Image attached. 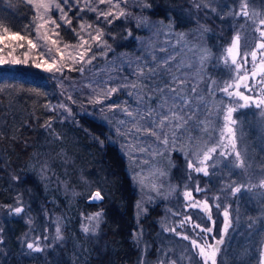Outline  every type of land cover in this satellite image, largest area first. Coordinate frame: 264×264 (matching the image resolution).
<instances>
[{"label":"rangeland","instance_id":"rangeland-1","mask_svg":"<svg viewBox=\"0 0 264 264\" xmlns=\"http://www.w3.org/2000/svg\"><path fill=\"white\" fill-rule=\"evenodd\" d=\"M122 1L126 0H111V3L109 0H104L103 3L107 8L120 9ZM100 3V0H83L84 5L80 7L93 9L92 4L100 7ZM30 4L36 12L39 25L43 22L40 19L42 13L35 7V0ZM117 4L119 7L115 6ZM242 4H246L250 14H258L253 17L255 23L239 14ZM69 5H71V0H67L66 3L61 2V8L67 14V20H70ZM190 5V10L197 18H203V15L205 18H210L211 14L218 15L228 26L232 27L241 39V55L244 52L250 53L255 50L257 41L260 39L256 28L259 26L261 30L264 29V25L258 23L260 19H264V0H191ZM49 15L60 27L56 29L59 33L58 38L52 33L48 35L52 39H58L57 46L65 57L63 61H60L59 56L55 58L59 63L66 65L62 73H51L58 79L67 78V68L75 66L78 68V80H68L63 84V100L58 103L59 114H69L73 117L79 113H86L99 120L101 118L107 123L110 130L108 137L119 146L126 159L128 171L133 177L138 193L137 229L133 234V239L137 244L139 243L141 250L138 264H204L203 258L198 255V248L193 247L191 241L196 240L198 244L203 245L206 240L208 244L214 245L221 236L224 242L220 245V251L216 255V264H260V255L264 245V187L260 186L261 181H264V108H257L254 105L237 107L233 113V119L237 121L233 126L236 135V150L241 153L245 167L235 166L234 154L226 158L220 156L219 152L222 150L220 148L205 165L198 164L195 155L199 152L202 158L206 145L211 147L218 144L224 126L226 108L243 103L238 98L228 97L220 90L226 83L233 82L237 76L235 66L231 64V57L226 51L232 42L227 46L214 48L204 37L207 25L203 23L199 24L201 27L198 26L192 30H179L171 21H148L146 36L142 38L140 36L138 39L140 42L144 39L141 42V49L137 48L129 56L123 58L110 57L105 53L101 38L100 41L90 39L89 34L95 36L100 28L97 22H93L91 18L88 19L89 17L84 12H77L79 28L74 27L72 22L69 24L65 22V19H61V12L55 8L50 11ZM81 25H84L83 29ZM43 31L41 29V32ZM11 34L12 32L9 31L4 33V42L0 43L3 52H0V55L7 56L8 52L12 51L13 56L23 59L24 53L28 50L27 40L31 39L37 43V48L28 51V56L38 57L40 46L44 41H38L37 27L31 36L25 37L24 41L8 39ZM81 37L92 45V50L85 59L87 60L93 54L96 57L90 64H84L83 72L79 70L80 63H74L69 59V56H76L79 51H82L78 47ZM18 43H23L25 47H16ZM64 45L68 47L65 48ZM49 46L53 47L55 52V47L51 46L50 42ZM205 55L206 58L202 60L201 58ZM166 59L169 61L167 68L172 73L187 77L186 91L189 96L193 97V111L196 112L195 119L189 121L185 128L180 129L175 138L170 130H166L169 131L167 145L153 136L137 135L134 132L129 134L128 129L132 128V124L121 111L124 107L132 111L138 107L141 110L157 107L160 94L156 91V86L163 87L164 83L171 79L164 68L159 67ZM259 60L257 59V63ZM48 62L52 61L49 59ZM145 64L158 68V72L154 77L144 80L145 86L141 92L144 98L141 102L132 88H120L119 85L137 82V68ZM252 67L249 55L248 63L242 64V69L248 70L247 83L253 87V91H247L244 87H241L239 91L256 99L261 95L262 86L256 79H251ZM145 72L147 73V68ZM240 74L242 75L243 71ZM113 87L119 90L112 93L110 97L101 94ZM192 87H196L197 93H191ZM79 89L81 92L74 93ZM229 91L234 92L236 89L231 88ZM129 92L133 94L129 95ZM97 99L102 102L96 103ZM73 104L78 108H74L75 106L72 108ZM206 120L211 123L207 130H204V126L199 122ZM120 121H125V124L122 125ZM224 143H227L226 139ZM227 151H230V148ZM178 159L181 160L182 165L179 167L178 174L173 176L175 166L179 165ZM190 162L193 164L192 168L189 167ZM49 166L45 160L42 161L41 173L45 180H51ZM196 167H206L208 174L211 173L215 182L221 184L220 190L230 194V200L203 198L204 195H200L202 191H197L200 187L194 178L197 173L203 172L195 171ZM52 177V181L54 180L52 185L54 187L60 185L59 188L64 197L67 193L73 200L74 196L82 191L70 182L64 181L66 179H62L56 171L52 173ZM218 177H220V182ZM80 182L85 187H89L91 183L85 177H82ZM236 187H240L239 192L233 191ZM185 192L191 193V199L185 198ZM194 201L201 205L206 201L207 211L203 207H192ZM20 204L24 205L22 201L6 206V208L0 204V234L1 221L5 213L9 212L10 215L22 217L27 225L26 232L21 237L24 250L34 252L27 247V242L33 241L36 245L43 247V250L39 251L42 252L39 264H66L63 253L66 250L64 246L68 237L64 228L69 222V215L60 213L56 201L50 208L41 212V216L39 213L33 214L31 211H25L26 206L21 214L13 212L12 209ZM157 204L161 205L162 214L158 221V245L152 256V244L147 239L146 229L141 227L140 220L151 206ZM225 211L228 212L229 221L226 233L224 232ZM198 212H201L203 221L196 220ZM98 213L99 216H97ZM214 217L217 218L216 223ZM209 218L212 219V225H205L204 221ZM102 220L101 210L81 215L79 226L85 239L97 237ZM182 222L183 226H181ZM207 229H211V232ZM184 236L188 239H184Z\"/></svg>","mask_w":264,"mask_h":264},{"label":"trees","instance_id":"trees-1","mask_svg":"<svg viewBox=\"0 0 264 264\" xmlns=\"http://www.w3.org/2000/svg\"><path fill=\"white\" fill-rule=\"evenodd\" d=\"M190 1L126 0L120 9L100 3V7L92 4L93 10L83 9V0H71L69 18L76 28L78 11L97 22L105 53L110 57L123 58L141 49L144 39H138L146 36L148 21H171L179 30H192L203 23L207 25L204 37L214 48L229 45L235 30L218 15L197 18L190 10ZM121 11L124 15H119ZM107 12L111 15L105 19L101 13ZM0 25L9 32L31 36L38 25L36 12L26 0H0ZM66 72L67 78L58 79L31 63L0 65V204L6 208L22 201L25 211L41 216L56 201L60 213L69 215L64 228L68 237L63 253L66 264H138L141 250L133 239L138 193L133 177L119 146L108 137L107 123L86 113L73 117L59 114L63 84L78 80L76 66ZM78 92L80 89L74 93ZM43 160L50 165L51 180L43 178ZM178 162L173 176L182 165L181 160ZM55 171L82 190L73 200L67 193L65 197L61 194L60 185H52ZM82 177L91 181L89 187L82 185ZM95 189L104 196L99 203L88 200ZM96 210L103 212L100 231L95 239H85L80 217ZM161 214V205L157 204L140 220L152 244V256L158 245ZM26 229L22 217L5 213L1 221L0 264L40 263L42 252H26L23 248L21 237Z\"/></svg>","mask_w":264,"mask_h":264},{"label":"snow or ice","instance_id":"snow-or-ice-1","mask_svg":"<svg viewBox=\"0 0 264 264\" xmlns=\"http://www.w3.org/2000/svg\"><path fill=\"white\" fill-rule=\"evenodd\" d=\"M29 3H33L34 0H28ZM61 2L66 3L67 0H35V7L42 13L40 19L43 21L41 24L37 26V38L38 41H44V43L40 46V51L38 57L32 58L28 56V51L37 48V43H34L33 40L28 39L27 40V51L24 53V58L20 59L16 56L12 55V51H9L7 56L0 55V65L3 64H10V65H18V64H29L31 63L33 66L37 68H42L46 72H61L63 67L66 65L59 63L58 60L55 58V56H59L60 61L64 60V53L61 51V49L57 46L58 45V39H52L48 34L52 33L57 38L59 37V33L56 31L60 27V25L56 22V20L52 19L49 15L50 11L55 8L56 10L61 12V19H65L66 23H71L70 20L66 19V13L63 12V9L61 8ZM101 3L104 2V0H100ZM111 3V0H109ZM116 7H119V5H115ZM94 10V9H93ZM240 15H243L244 17L248 18L249 20H253V23L256 21L253 19L254 16L258 15L257 13L250 14L247 10L246 4H242L241 6V13ZM107 19L108 15H111V12L107 13H101ZM119 15H124V12L121 11ZM111 23V21H109ZM259 25H264V19L259 20ZM51 25V27H47V25ZM81 29L84 28V25L80 26ZM91 27V26H89ZM0 29H3L2 32H0V43L4 42L5 36L4 33L8 31L7 28H4L3 25H0ZM41 29L44 31L41 32ZM256 31L259 32L260 41L255 46L256 50L249 52H244L243 55L240 53V45L239 40L240 36L237 34L233 41L231 46L226 50L229 56L231 57V64L235 66V69L237 71V76L235 80L231 83H226L225 86L220 89L223 91L228 97L230 98H238L240 101H243L242 104L234 105L226 108V112L224 114V126L221 130V138L217 145L208 147L205 146V150L202 152V158L201 153L197 152L195 155L197 156V163L200 165H205L207 161L211 160L213 158V154L217 152L218 148L222 149L219 152V155L222 157H227L229 155L234 154L236 159V167L243 168L245 167L244 161L241 158V153L236 150L237 144H236V135H235V129L234 125H236L237 121L233 119V113L237 110V107H247L254 105L257 108H264V30H261V28L258 26L256 28ZM103 33L100 30H97V34L95 36H92L89 34L90 39L95 41H100L101 36ZM10 40L15 41H24L26 38L24 36H21L19 32H13L10 37H8ZM49 42L51 46L55 47V52L53 51V47L49 46ZM16 47H25L23 43H18L15 45ZM65 48L68 47V45H64ZM82 51H79L76 56H69V59H71L74 63H80V71H84V64H90L93 59H95V55L93 54L91 57H89L87 60L85 57L88 55L89 52L92 50V45L88 43L87 40H84L83 37L80 38V43L78 45ZM97 47H99V44H97ZM14 50V48H13ZM257 51L261 52V57L259 60V63H257ZM0 52H3V49L0 48ZM251 56L252 61V70H251V79L255 80L257 76L260 77L258 83L262 85L260 92L261 95L259 98L254 99L251 96L245 95L244 93L240 92L239 89L241 87H244L247 91H253V87L250 86L247 81L249 80V72L247 69H242V64L246 65L248 63V56ZM47 57V59L45 58ZM205 57H202L201 59H205ZM239 58V59H238ZM49 59L52 61L49 63ZM155 59V57H153ZM171 59V58H169ZM168 60L166 59L163 62V65L159 67H163L164 70L171 76V79L164 83L163 87H160L159 85L156 86V91L159 92V102L157 104L156 108L148 107L144 110H141L139 107L132 111L128 107H124L121 109V111L129 118V123L132 124V128L128 129V133L132 134L133 132L137 135H146V136H153L156 138V140L160 141L161 143L167 145L169 143V131L170 130L171 135L173 138H175L176 133L180 130L185 128L189 121H192L196 117V112L193 111V97L188 95V92L186 91L187 86V77L183 75H177L175 73H172L170 69L167 68ZM227 62V61H226ZM145 68H147V73L145 72ZM241 71H243V74L241 75ZM158 72V68H152L145 64L143 67L137 68V82H131V83H122L119 85L120 88H132L137 95L139 101H143V96L141 95V92L144 88V80H147L151 77H154ZM215 83V82H213ZM235 88L236 91H229V89ZM119 90L117 87H113L110 89H107L106 93H101L105 95L106 97H110L112 93H115ZM191 93L195 94L197 93L196 87L191 88ZM129 95H132V92L128 93ZM69 99L71 97L69 96ZM151 99V97H149ZM202 100V98H201ZM96 103H101L102 101L97 99L95 101ZM61 107H65L64 105H61ZM70 111V109H69ZM120 123L123 125L125 124V121H120ZM204 126V130H207L208 125L211 123V121H201L199 122ZM226 134V135H225ZM225 139L227 140V143H224ZM230 148V151H227V149ZM143 150V149H141ZM215 165H213L214 167ZM189 167L192 168L193 164L190 162ZM195 171L197 172H203L204 175H208V171L206 167H196ZM261 187H264V181H261ZM249 187H252L249 185ZM197 191H200L199 188H197ZM234 192H239L240 187H236L233 189ZM186 199H191V193L185 192L184 193ZM95 199H102L99 192L95 193ZM192 207H203L206 211L208 209L207 202L205 201L202 205L199 202H193ZM15 212L19 213L22 211L21 208L14 209ZM99 216V213L97 214ZM225 225H224V232L226 233L229 227V221H228V212L225 211ZM188 218H186L187 220ZM183 226V222L181 224ZM198 227V225L196 226ZM174 231V229H171ZM87 231V229H85ZM208 232H211V229H207ZM57 232L59 233V229H57ZM184 239H188L187 236L183 237ZM224 242L223 236L219 240L216 241V243L208 244V242L205 240L203 245H200L197 243L196 240H192L191 244L193 247L198 248V255L203 258L204 264H216V255L220 251V245ZM29 249H32L34 247L33 244L27 245ZM35 250L39 251V248H36Z\"/></svg>","mask_w":264,"mask_h":264},{"label":"flooded vegetation","instance_id":"flooded-vegetation-1","mask_svg":"<svg viewBox=\"0 0 264 264\" xmlns=\"http://www.w3.org/2000/svg\"><path fill=\"white\" fill-rule=\"evenodd\" d=\"M261 57V52L258 51V56L257 59H260ZM258 82V80H257ZM260 84V83H259ZM262 86V85H261ZM211 173H209L208 175H204V173H197L195 175V179L197 181V185L200 187V190L202 191V193H200V195H204L203 198H207L209 200L210 199H217V200H230V194L226 191H222L220 190L219 186L221 185L218 182H215V180L211 177ZM214 176V175H213ZM220 177H218V181L220 182ZM228 193V194H227ZM229 196V197H228ZM197 221L199 222V220L203 221L202 217H201V212H198V216L196 217ZM215 220V223L217 222V218L214 217L213 218ZM212 219L209 218V220H205L204 224L205 225H212ZM214 224V223H213ZM212 227V226H211ZM214 227V226H213ZM215 228V227H214Z\"/></svg>","mask_w":264,"mask_h":264},{"label":"water","instance_id":"water-1","mask_svg":"<svg viewBox=\"0 0 264 264\" xmlns=\"http://www.w3.org/2000/svg\"><path fill=\"white\" fill-rule=\"evenodd\" d=\"M263 30H264V29H263ZM235 36H236V35H235ZM235 36H234V37H235ZM258 42H261L260 39L257 41V43H258ZM239 45H240V48H239V50H240V49H241V39L239 40ZM255 50H256V48H255ZM240 53H241V50H240ZM257 56H258V51H257ZM259 79H260V77L257 76L256 80L259 81ZM96 192H99V193H100L102 199H95V193H96ZM103 198H104V196L102 195V193H101L99 190H94L93 194L91 195V197H90L88 200H89L90 202L98 203V202L102 201ZM16 208H21L22 211L19 212V213H17V212L14 211V209H16ZM24 209H25V205L20 204V205H18V207H14V208L12 209V211L15 212V213H17V214H21V213L23 212ZM30 243L34 245V247L32 248V250L37 251V250H35L36 248H39V249H40L39 251H42V250H43V247H42V246H40V245H36L33 241H28V242H27V245L30 244ZM27 247H28V246H27ZM260 264H264V245H263V248H262V253H261V255H260Z\"/></svg>","mask_w":264,"mask_h":264}]
</instances>
